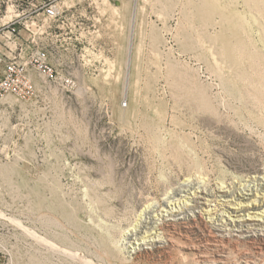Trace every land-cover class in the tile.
<instances>
[{
	"label": "rangeland",
	"instance_id": "obj_1",
	"mask_svg": "<svg viewBox=\"0 0 264 264\" xmlns=\"http://www.w3.org/2000/svg\"><path fill=\"white\" fill-rule=\"evenodd\" d=\"M7 22L16 45L0 43L45 48L57 78L0 96V264H264V238L199 222L172 227L168 249L125 248L141 202L181 176L216 191L264 174V0H0Z\"/></svg>",
	"mask_w": 264,
	"mask_h": 264
},
{
	"label": "bare ground",
	"instance_id": "obj_2",
	"mask_svg": "<svg viewBox=\"0 0 264 264\" xmlns=\"http://www.w3.org/2000/svg\"><path fill=\"white\" fill-rule=\"evenodd\" d=\"M207 6L214 9L216 4L210 2ZM233 20V35L238 38L237 28L243 27L244 20L240 15ZM227 42L229 45L232 43L231 39ZM251 176L253 184L247 186L242 184L244 179L241 176H218L216 191L208 188L207 173L192 172L178 177L176 182H170L168 189L163 190L159 199L150 197L141 202L140 215L143 217L139 216L138 222L128 227L126 252L130 256H138L149 250L173 246L172 227L194 222L209 226L227 242L241 240L247 244L251 239L264 238V174ZM214 232L212 234L215 235ZM198 257L199 264H231L225 258L211 259L202 252ZM249 259L242 260L241 264H253Z\"/></svg>",
	"mask_w": 264,
	"mask_h": 264
},
{
	"label": "built area",
	"instance_id": "obj_3",
	"mask_svg": "<svg viewBox=\"0 0 264 264\" xmlns=\"http://www.w3.org/2000/svg\"><path fill=\"white\" fill-rule=\"evenodd\" d=\"M43 13L47 18L53 19L60 16L62 10L56 2L52 1L45 5ZM15 35L14 22L0 25V38H5L8 43L16 45L12 41ZM8 43H0V96L10 94L18 98L31 96L34 92L31 72H35L45 82L57 78L56 70L50 63L49 54L45 48L35 47L24 59H21ZM2 48H5L6 51ZM63 83L70 87L73 82L70 77H66L63 78ZM0 253L2 252L0 251Z\"/></svg>",
	"mask_w": 264,
	"mask_h": 264
}]
</instances>
